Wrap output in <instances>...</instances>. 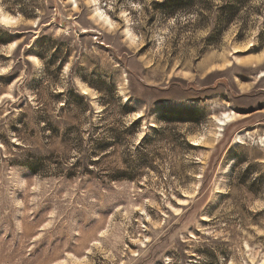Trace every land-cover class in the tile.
Listing matches in <instances>:
<instances>
[{
  "label": "rangeland",
  "instance_id": "obj_1",
  "mask_svg": "<svg viewBox=\"0 0 264 264\" xmlns=\"http://www.w3.org/2000/svg\"><path fill=\"white\" fill-rule=\"evenodd\" d=\"M227 1L0 0V264H264V0Z\"/></svg>",
  "mask_w": 264,
  "mask_h": 264
},
{
  "label": "trees",
  "instance_id": "obj_2",
  "mask_svg": "<svg viewBox=\"0 0 264 264\" xmlns=\"http://www.w3.org/2000/svg\"><path fill=\"white\" fill-rule=\"evenodd\" d=\"M165 2H172L176 0H163ZM245 0H228L226 5L222 6L221 9H224V13L227 17V21H232L234 16L238 13L242 5H244ZM176 9V6H173L169 14H172ZM76 96L81 97L80 94H77Z\"/></svg>",
  "mask_w": 264,
  "mask_h": 264
},
{
  "label": "bare ground",
  "instance_id": "obj_3",
  "mask_svg": "<svg viewBox=\"0 0 264 264\" xmlns=\"http://www.w3.org/2000/svg\"><path fill=\"white\" fill-rule=\"evenodd\" d=\"M98 16H101L105 21L109 22L108 16L99 8L96 7V12ZM231 112H224L223 114L220 115V117L216 118V121L218 122V127L219 130L221 129L222 125L226 124L229 120L232 119V115L230 114ZM236 139H241L242 136L239 132L235 134ZM225 166V165H224Z\"/></svg>",
  "mask_w": 264,
  "mask_h": 264
},
{
  "label": "snow or ice",
  "instance_id": "obj_4",
  "mask_svg": "<svg viewBox=\"0 0 264 264\" xmlns=\"http://www.w3.org/2000/svg\"><path fill=\"white\" fill-rule=\"evenodd\" d=\"M262 75H264V74H262Z\"/></svg>",
  "mask_w": 264,
  "mask_h": 264
}]
</instances>
